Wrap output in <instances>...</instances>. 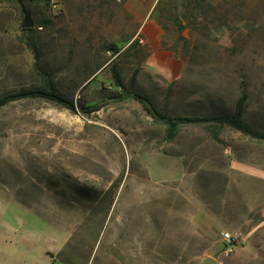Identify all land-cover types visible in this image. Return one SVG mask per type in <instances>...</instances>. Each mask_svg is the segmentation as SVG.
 <instances>
[{"label": "rangeland", "instance_id": "1", "mask_svg": "<svg viewBox=\"0 0 264 264\" xmlns=\"http://www.w3.org/2000/svg\"><path fill=\"white\" fill-rule=\"evenodd\" d=\"M23 2L31 33L17 1L0 4V95L43 86L28 36L61 93L103 106L0 109V264H264V141L197 125L168 141L139 102L111 99L116 64L173 116L231 113L246 94L244 120L264 131V0H160L183 66L166 70L122 3ZM225 232L241 234L231 248Z\"/></svg>", "mask_w": 264, "mask_h": 264}, {"label": "trees", "instance_id": "2", "mask_svg": "<svg viewBox=\"0 0 264 264\" xmlns=\"http://www.w3.org/2000/svg\"><path fill=\"white\" fill-rule=\"evenodd\" d=\"M5 1L18 2V0H0V4ZM45 4L48 5L49 0H46ZM23 31L31 33L33 29H24ZM20 40L32 51L34 56V70L36 74L42 79L43 86L22 88L0 95V109L12 103L26 100L45 101L74 113L79 111L84 115H91L92 113L101 109L103 106L102 104L85 105L83 103H76L74 99L61 93L54 85L53 81L55 75L43 66L42 55L36 44L28 36L26 38L20 37ZM109 49L112 50L114 54L119 53V48L115 44H111ZM111 71L115 85L120 89V92L115 93L111 99H115L116 102H124L128 100H135L139 102L147 115L152 119V122L156 126H160L164 129L168 141H173L183 127L193 125L206 126L212 130L215 128L220 129L223 127H228L239 132L245 137L257 141H264V131L256 129L255 127L247 124L244 120L247 105L246 94L240 96L233 112L231 113L173 116L168 114L166 111L158 109L148 95L137 90L136 85L138 69L132 75L129 85L124 83L122 75L116 64L111 65Z\"/></svg>", "mask_w": 264, "mask_h": 264}, {"label": "crops", "instance_id": "3", "mask_svg": "<svg viewBox=\"0 0 264 264\" xmlns=\"http://www.w3.org/2000/svg\"><path fill=\"white\" fill-rule=\"evenodd\" d=\"M118 3L124 4L125 13L136 21H139L140 25V33L142 35L143 42L148 46V52L150 57H156L162 55L165 57V60L168 62L166 63V67L162 68L166 70L170 66L179 67L182 69V64L179 58L176 57L175 53L164 46L162 43L164 41L163 31L161 29V25L159 24L158 20L154 17L155 8L160 0H114ZM153 23L155 24V35L152 37L150 34L145 33V29L148 24ZM216 264H232L234 260H217Z\"/></svg>", "mask_w": 264, "mask_h": 264}, {"label": "water", "instance_id": "4", "mask_svg": "<svg viewBox=\"0 0 264 264\" xmlns=\"http://www.w3.org/2000/svg\"><path fill=\"white\" fill-rule=\"evenodd\" d=\"M18 2H19V5L21 7V12L24 15V20H23V24H22L23 29L33 28L35 23L32 19L31 12L26 8V6L22 0H18ZM201 264H216V261L213 258H207Z\"/></svg>", "mask_w": 264, "mask_h": 264}, {"label": "built area", "instance_id": "5", "mask_svg": "<svg viewBox=\"0 0 264 264\" xmlns=\"http://www.w3.org/2000/svg\"><path fill=\"white\" fill-rule=\"evenodd\" d=\"M225 243L231 248L233 243L241 236L240 233L231 234L229 232L222 233Z\"/></svg>", "mask_w": 264, "mask_h": 264}]
</instances>
